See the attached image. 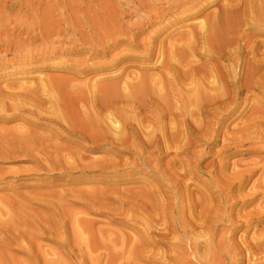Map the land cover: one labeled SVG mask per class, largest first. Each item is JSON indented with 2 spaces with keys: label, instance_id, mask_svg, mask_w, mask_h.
Wrapping results in <instances>:
<instances>
[{
  "label": "bare ground",
  "instance_id": "bare-ground-1",
  "mask_svg": "<svg viewBox=\"0 0 264 264\" xmlns=\"http://www.w3.org/2000/svg\"><path fill=\"white\" fill-rule=\"evenodd\" d=\"M2 1L0 14L4 13ZM226 1L217 5L214 11L205 12L206 15H200V0L79 1L78 9L88 8V21L86 19L82 26L68 21V28L56 25L45 5L39 20L44 29L38 32L39 38L47 40L56 31L63 30L60 31L63 34L58 32V40H50L51 44L61 47H57L61 51L52 50L46 58L73 51L77 53L78 50L72 48L66 52L62 47L66 42H73V45L79 42L88 45L84 54V57H89L88 61L92 57L104 59L108 56L107 60L88 64L87 60H82L85 57L82 61L59 63L63 66V73L66 71L74 77L84 78L93 74V78L82 83L74 77H50L39 79L35 88L28 87L29 84L26 86L25 82V87L11 85V92L0 90V112L23 109L34 118L47 116L63 130L88 142L89 145L83 147L85 151L93 155L103 150L101 154L97 153L100 156L88 157L65 147L63 150L67 151L63 155H51L50 150H60V147L54 149L51 145L52 138L59 137H55L56 134L50 142L33 134L35 130L30 129L31 133L28 130L7 132L0 129V162L1 159L13 158L16 153L38 161L37 155L41 154L38 152H42L45 155L42 158L51 166V169L49 166L45 168L48 171L63 167L69 172L70 169H99L117 174L113 175L114 178H120L123 183L128 181L124 176L131 172L140 171L153 177L151 182L142 180L145 185L141 189L128 187L118 193L112 187L108 188L115 191V196L106 193L108 189L98 187L87 192L71 190L72 194L69 189L68 193L78 196V202L86 207L87 210H84L87 213L104 215L110 222L127 224L135 232V238H127L126 234L120 235L109 229L98 234L92 220H70L71 229L78 236L85 235L84 245L91 253L105 250V264H118L116 261L121 257L129 260L133 256L144 258L149 264H168L167 259L174 260L176 264H264V160L229 161V158H236L244 152L264 151V0ZM61 7L63 15L64 10L73 9L72 5ZM92 8L100 9L102 14H93ZM30 9L35 10L36 7ZM152 26L158 27L141 39L140 35ZM175 31H180V34L171 40ZM120 44L128 46L129 50L111 54L110 49ZM132 48H140L141 51L136 53ZM26 51L28 54L29 50ZM135 58L143 62L153 61L157 69L135 70L132 74L129 71L119 81L98 83L97 74L122 64L118 69L121 76L125 73L124 69L132 65L129 61ZM25 65L29 68L31 63L27 61ZM145 67L150 68L147 63ZM11 115H0V122L18 118V114ZM236 119L240 122L230 128V123ZM21 124L16 126L23 129ZM246 143L250 147L241 149ZM102 145L110 149L98 150ZM209 145H220L214 153L217 161L213 159L203 166V157L212 153ZM200 146V150L195 149ZM111 148L128 152L131 157L124 159ZM165 157L169 159L164 161ZM176 162L179 167L174 165ZM195 181L198 185L201 183V187L194 184L196 193L191 188ZM56 200L60 204L61 198L56 197ZM5 203L9 201L4 200V205L0 207L10 209L11 202L8 205ZM53 205L57 207L55 203ZM66 211L65 208L57 210L59 217L48 220L47 228L43 226L41 231L49 238L55 235L57 240L54 239L59 240L61 246L58 247L69 250L66 256H73V252L82 249H74L75 245L65 236L68 234L63 216H66ZM2 213L1 210L0 217ZM18 219L20 223L22 219ZM128 220L138 223L140 228H136L137 224L134 228ZM13 221L12 224L16 225ZM20 227L26 229L27 225ZM41 231L37 230L39 234H42ZM7 235H10L9 232ZM24 235L26 241H23L27 242L29 235ZM175 242L178 246L173 247ZM27 244L31 245L30 242ZM158 244L167 248L160 250ZM80 246L76 244L77 248ZM78 253L76 257L81 254Z\"/></svg>",
  "mask_w": 264,
  "mask_h": 264
},
{
  "label": "rangeland",
  "instance_id": "rangeland-1",
  "mask_svg": "<svg viewBox=\"0 0 264 264\" xmlns=\"http://www.w3.org/2000/svg\"><path fill=\"white\" fill-rule=\"evenodd\" d=\"M79 1L88 2L89 0H53V2H52V0H3L2 1L3 7H4V13L0 14V18L2 19V22L0 20V56H1L0 57L1 58L0 59L1 60V62H0V66H1L0 67V90L4 89L3 90L4 92H7V90L9 92H11V90H13V88H11V87L14 84H15L14 86L17 88L16 85H18V87H20L23 84H25V82H26V84H25L26 86L29 84L28 87L30 86V88L31 87L35 88L36 87L35 85H37V81L41 78H50V77L51 78H67V79H70V78L74 79L75 78V80H76V78L77 79L79 78L78 80H76V81H78V83L79 82L82 83L87 79H91V77L93 78V74L86 75L87 77L84 76V78H83V77H74L72 74H69V73L66 74V71H65V73H63L64 72V70H62L63 66L59 64L61 62H62V64H65L64 62H66V61L74 62L75 60L76 61H82V60L88 61L89 57L88 56H85L86 58L84 57V54H86L85 51L87 50L86 48H88V45L87 46L84 44L81 45L82 43H79V42H75L74 45H73V42H70L71 43V45H70V43L66 42V44L63 45L62 50L65 49V51L67 52V50L70 51L73 48L74 50H78V52H77L78 54L73 51L67 55L62 54L61 56H56V57L50 56V58H46V56L49 54L50 51L61 49V47L57 46V44H51L50 40H53V41L58 40V38H57L58 32L63 31V30L56 31L55 32L56 34L54 33L55 34V35L53 34L54 36L52 35L51 37L46 38L47 40H42V38H39L40 33H38L40 30L44 29L43 25L41 27L42 22H40L39 20L43 16L42 10L45 9V7H46L45 5H47V9L49 8V11H48L49 14L48 13L47 14L50 15V18L53 17L52 20L57 23L56 24L54 22L56 25H58V24L61 25V26L58 25L60 28H63L65 25H66V28H68L69 22L75 23L77 25L79 23L80 26L84 25L86 19L88 21V18L86 17V15H87L86 11H88V8L84 6L83 9H80V8L78 9L77 6L79 4ZM200 1H201V3L198 6V7L202 8L200 15H206L208 12L210 13V12L214 11V9L218 7L217 5L220 6L223 3L227 2L226 0H200ZM49 2L50 3L52 2V3L50 4ZM22 4L24 5V7H22L23 6ZM53 4H55V5H53ZM61 4L62 5H64V4L65 5H72L73 11L72 10H70V11L64 10V15H66V16H64ZM89 4H91V3H89ZM56 5H57V7H56ZM38 6L41 8L40 11L37 8ZM41 6H43V7H41ZM35 7H36V9H35ZM30 8H33L36 11L32 10ZM59 8H61V9H59ZM205 12H206V14H205ZM92 13L95 15H100V14H102V11L98 8H92ZM59 14H61V15H59ZM50 18H48V21L50 20ZM61 19H63V20H61ZM58 20L61 23H59ZM1 24L4 26V28L1 26ZM67 25H68V27H67ZM58 26H57V29L59 28ZM157 27L158 26H152V27L147 28V30H145V32H144L145 34L143 33L142 34L143 36L140 35V38L141 37L144 38V36H147L153 29H156ZM60 34H63V32H60ZM179 34H180V31H175L174 34L172 35L171 40L175 39L176 38L175 36H178ZM78 36H80V34ZM3 38H4V40H3ZM57 47H59L60 49H58ZM117 47L115 46V48H114L115 50L113 48L110 49V50H112L110 53L114 54L113 53L114 51H116L115 53H117L119 50H124V49L129 50V47L124 45V44H122V45L120 44V46L117 45ZM27 49L29 50L28 54H26ZM33 49H34V51L32 53ZM131 50L136 51V53L141 51L140 48H138V49L132 48ZM35 51L37 53H35ZM43 52H44V54H43ZM74 53H76V54H74ZM42 54H43V56H42ZM16 55H18V56H16ZM28 55H29V57H28ZM25 57L27 58V60ZM107 57L108 56H106L104 59L99 58V57L96 59V58L92 57L90 60L92 62L105 61V60H107ZM33 58H34V60H33ZM45 58H46V60H45ZM82 58H85V59H82ZM30 59H32L33 61H31ZM7 60H8V62H7ZM27 61H28V63H31L29 68H27L28 66L25 65V63H27ZM91 61H88L87 63L89 64V63H91ZM129 62H131L132 65H130L129 67H126V69H124L125 73L121 74V76L119 75V73L121 72L119 70L121 69L122 64H119V66L118 65L113 66L112 68H110L108 70H104L105 72L103 71L102 73L100 72L99 74H97L98 77L96 79L98 80V83L103 84L104 82H108V81H114V80L119 81L120 78L124 74L130 73V72H131L130 74L135 73V70H136V72H138V71L143 72V71H147V70L150 71L151 69H154V71H155V69H157L156 65L153 66V61L143 62L140 59L135 58L133 60H130ZM146 63L149 64L150 68L145 67ZM223 63L228 64V62H223ZM57 64H59V65L56 66ZM38 76H39V78H38ZM117 76H119L118 77L119 79L117 78ZM72 77H74V78H72ZM25 85H23V87H25ZM9 86H10V88H9ZM253 105H255V104H253ZM20 111H21V113H20ZM22 112H23V114H22ZM3 113H5V114H3ZM11 114H18V118H13L14 120L12 118H10V119L8 118V119H6L8 121H4L6 123L1 121L0 125L1 124L2 125L0 126V129L7 131V132H14L17 130H26V131L28 130L29 132H31V130L32 131L35 130V132L33 134H35V135L38 134L39 136L45 137L46 140L48 139L47 141H50L53 139L52 142L50 141L53 144H51L49 142L48 143L51 144L54 149L56 146L58 148L60 147L59 148L60 150H57V152H54V150H50V154L52 153L51 155L61 156L60 154L62 153V155H63L64 153H66L67 150H71V151L74 150L75 152L80 153L82 155L85 154V156H88V157H90V156L96 157L97 153L98 154L102 153L103 150H100V149H107V148L110 149L109 146H107V145L103 146L102 145L101 147L98 148V150H100L99 151L100 153L96 152V154L92 155L83 149L84 146H87L88 142H86L84 139H82L80 136H77L76 134H73V133L71 134V133L67 132L65 129L63 130V128L59 124H57L56 122L54 123L53 119L50 120V118L47 116H45V118H40V119L34 118V116L32 114H30L28 111H25L23 109H20L19 111H16V112L9 111V113L8 112H0V115L6 116V117H11L12 116ZM21 117H22V119H21ZM30 117H31V119H34V121L32 120V122H31ZM239 120L240 119H236L233 123H230L231 126H229V127L234 128L235 127L234 125L237 122H240ZM244 120H245V118H243V121ZM20 121H22L21 122L22 124L20 123ZM27 121L30 122L31 124L27 123ZM18 124H21V126H23L22 127L23 129H20L19 126H16ZM34 125H35V127H34ZM239 126H241V125H239ZM15 127H18V129ZM40 133H41V135H40ZM54 134H56V136ZM52 136H55V137L59 136V137H57L55 139L54 138L51 139ZM219 144H221V142H219ZM65 147H67V150L64 152L63 148L65 149ZM209 147H212V153H209V154L207 153L203 157V159H202L203 162L201 161L203 166L206 165V163L210 162L213 159L215 161H217L216 160L217 158L215 157L214 153H215V151H218L220 145H218V146L217 145L216 146L209 145ZM247 147H250L249 143L244 144L241 147V149H246ZM112 149H114V148H111V150ZM195 149L200 150L201 146L197 147ZM114 150L113 151L115 154L117 153L120 157H122L124 159H126V157L127 158L131 157L130 154L128 155V152L127 153L126 152H118L117 149H114ZM38 153L39 154L41 153L40 154L41 157L39 155H37L38 161H36V159H34L35 162L32 158H30V159L28 157L24 158L25 156H23V155L19 156L21 153L20 154L16 153L19 155L14 154L15 156L12 155L13 158L12 157L6 158L7 156H4L6 158V159H4V161L1 159L0 172L3 174L1 175V173H0V206L4 205V200H5V202L9 201V203L10 202L11 203L10 204L8 203L10 205V209H8L9 207H7V206H6V208L4 206V210L2 207H0V211L2 210V212H4V214L3 213L1 214L2 215L1 217H3L4 219L1 220L3 227L0 228L1 229L0 235L2 237V238L0 237V241H1L0 247L3 248V249L1 248L3 250V252H2V250H0L1 251V253H0L1 254L0 255L1 256L0 257V264H105V260H104L105 250L100 249V250L96 251L95 253H91L87 249L86 245H84L85 235L78 236L76 234V232L71 229L70 220H72V222H74V221L76 222V219L83 220V221L85 219L92 220L91 222H93L94 226H96L95 229H97V231H99L98 234L100 232L101 233L104 231L106 232V230L109 229L108 231H110V230H112V232L116 231V233L120 234V235L126 234L127 238H129L128 236L135 238V232L127 224L125 225L123 223L110 222L109 220L106 219V217L104 215L89 213V212L87 213V211H85V210H87L86 207L83 204H81V202H78V200H79L78 196L77 195H76L77 197L74 196L75 194L73 196L71 195L73 193V191H71V190L75 191L77 189L80 191L85 190L84 192H87V191H93L95 189L94 187H96V188L98 187V189H102V190H107L108 188L112 187L115 191L120 193V190H122L123 188H128V187L130 189L135 188V187H139V189H141L140 187H143V185H145V182L142 180H146L148 182H151L153 177L149 176L150 174H147V173H140V171L131 172L129 175L124 176L126 179H128V181H127V183H123V182L119 181L120 178H119V180L117 178H114L113 175H117V174H112L110 172L107 173L104 171H100L99 169L92 170V168H90V169H86L87 171L86 170L73 171L70 169L71 172H69V171H67V169H63L64 168L63 167L59 170L56 169V170L48 171L45 168L49 166V163L45 162L44 159L42 158V157L45 158V155L42 154V152H38ZM244 153H243V155L236 156V158H232V157L229 158L230 159L229 161L231 162V161H237V160L241 161V160H246V159L247 160L257 159V160H260V162H262L264 160V151H260L258 153H256V152H250V153L244 152ZM98 156H100V155H98ZM221 156H223V155H221ZM168 159H169V157H165L164 161H167ZM39 162L41 163V166H40ZM46 163L48 164L47 166H46ZM44 164H45V167H44ZM175 164H176V167H179V164L177 162L174 163V165ZM63 166H66V165H63ZM49 169H51V166H49ZM72 171H73V173H72ZM121 175H123V174H121ZM131 179H134L137 181L136 182L130 181ZM197 183H198V181L196 183L192 182V184H191L192 190L196 186L194 184H197ZM200 184L201 183H199V185L198 184L197 185L201 187ZM144 187H146V186H144ZM69 189L71 192L69 191ZM113 189H110V190L108 189L106 193L110 192L109 195L113 196L114 195L113 193H115V191L112 192ZM68 191L71 194L68 193ZM66 192H67V194H66ZM193 192L196 193L195 190H193ZM56 197L61 198L60 204H57ZM64 197L66 198V200ZM53 203H55L57 205V207H55L56 209L54 208ZM8 204L5 203V205H8ZM63 208H65L67 210L66 216H65V214H63L64 219H65L64 222L66 223L64 226L67 227V232H68V234L65 236H67V239L72 244L75 245L74 249H76V250L82 249V251L73 252L72 253L73 256H70V255L66 256V254H69L67 252L69 250L66 249V251H64V250H62V248H60L61 246H60V243L58 242L59 240L56 241L57 237L55 235H54V238L56 237L55 238L56 240L53 238V236L50 238H49V235L46 236L47 234H44L45 236H43V233L41 231V229L43 230V226H44V229L47 228L46 225H47L48 220H55V219H57V217H59L57 210L62 211ZM68 210L70 213H68ZM80 212H82V213L79 214ZM83 214H84V216H83ZM86 214H88L87 215L88 218H87ZM54 215H56V216H54ZM65 217H67V218H65ZM18 218L22 219L23 222L21 220L20 223H18V221H19ZM10 219H12V220H10ZM13 219H14V221L16 219V221L14 222ZM26 220H27V222H26ZM106 220H107V224H110V225L106 224ZM11 221H13V223H16V225L17 224H21V225L16 226L14 224L18 228L17 229L12 224ZM8 222H10L11 224H9ZM98 222H103L104 224H102V223L99 224ZM127 222L129 224L131 223L134 226V228H135V224H137L136 228H137V226H138V228H140V225L138 223H133L130 220H128ZM24 223H25V226L27 225V227L24 226ZM2 224L0 225V227L2 226ZM32 224H33V226H32ZM13 226H14V228L11 229V227H13ZM20 226H23L22 228L25 227L28 231H26V229H21ZM19 227H20V230H19ZM6 229L8 230L10 235H7L8 232ZM78 229H79V227H78ZM23 230H25V232H21V233L23 235L25 233L24 236H26V237L31 233V231L36 230L35 233H37V234L32 232L31 233L32 235H29L27 237V239L31 243V245L33 244L32 245L33 247L31 245H28V244L26 245V243H29L28 241L27 242L23 241L26 239V238L23 239V235H21V233H20V231H23ZM29 230H31V231L29 234H27L29 232ZM37 230L39 233L41 231L42 234H39L37 232ZM16 232H18V233L16 234ZM13 235L16 236L17 238L15 239V237ZM2 239H4L5 241H3ZM20 241H22V243L24 245L21 244ZM76 244L81 245L80 248H77ZM58 246H60V247H58ZM176 246H178V242H175V244H173V247H176ZM158 248L160 250H164L167 247L164 244H158ZM148 249L149 248H147V250ZM28 250L32 251V253L28 252ZM78 252H81V254L76 257L75 255ZM154 252H156V251H154ZM111 253L112 252L110 251L109 254H111ZM35 254L37 255V258L35 257L36 256ZM33 257H35L36 260ZM45 258H46V260H45ZM124 258L125 257H121L119 259L120 261L118 260V262L116 261V263L120 264V262H122V264H149L144 260V258L139 259V258H136L133 256L129 260H123ZM121 260H123V261H121ZM35 261H37L38 263ZM166 262L168 264H176V262L174 260H171V259H167Z\"/></svg>",
  "mask_w": 264,
  "mask_h": 264
}]
</instances>
